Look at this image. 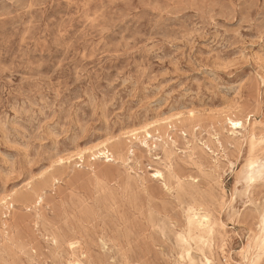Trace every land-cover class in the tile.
I'll return each instance as SVG.
<instances>
[{
	"label": "rangeland",
	"instance_id": "rangeland-1",
	"mask_svg": "<svg viewBox=\"0 0 264 264\" xmlns=\"http://www.w3.org/2000/svg\"><path fill=\"white\" fill-rule=\"evenodd\" d=\"M254 161L264 0H0V264H264Z\"/></svg>",
	"mask_w": 264,
	"mask_h": 264
},
{
	"label": "bare ground",
	"instance_id": "bare-ground-1",
	"mask_svg": "<svg viewBox=\"0 0 264 264\" xmlns=\"http://www.w3.org/2000/svg\"><path fill=\"white\" fill-rule=\"evenodd\" d=\"M251 118V116H250ZM147 125V124H146ZM232 125L237 129L239 127H243L242 123L240 121H232ZM250 126V124H249ZM240 129V128H239ZM244 129V128H243ZM200 133V132H199ZM186 135V134H185ZM242 136V135H241ZM185 138V137H184ZM256 136H253V139H255ZM186 141V138H185ZM256 143V140H254ZM174 143V142H173ZM188 143V141H187ZM94 144V143H93ZM174 145V144H173ZM205 145V144H204ZM166 146V145H165ZM156 149V148H155ZM177 149V148H176ZM210 149V148H209ZM154 151V150H153ZM211 152V151H210ZM151 156V155H150ZM98 157H102L106 160V162L109 163H115L116 159L114 158V155L108 150V149H103L102 151L99 152ZM97 157V158H98ZM217 157V156H216ZM96 159V158H94ZM130 160V159H129ZM69 162V161H68ZM239 162V161H238ZM51 166V165H50ZM140 166V164H139ZM131 167V166H130ZM237 169V168H236ZM264 169V164L259 163L258 161L251 162L249 167H248V173H247V180L252 182L258 178ZM134 171V170H133ZM157 176L162 177L161 172L156 173ZM227 182V181H226ZM225 187V185H224ZM177 195V194H176ZM230 202V201H229ZM34 207V206H33ZM29 211V210H28ZM39 211V210H38ZM188 220V219H187ZM189 225L194 228L196 231L200 232L203 238V235H213V224L212 220L209 216L208 213L203 212V213H196L191 216L189 219ZM230 227V226H229ZM190 229V228H189ZM186 231V230H185ZM250 232V231H249ZM7 233V232H6ZM248 237V236H247ZM3 239V238H2ZM188 242V241H187ZM261 250H264V223H263V229H262V238H261ZM225 260L227 262L231 261L230 256H226ZM244 260L247 264H256V262L251 261L248 257L247 254L244 255ZM74 264H82L81 262H75ZM206 264H211V261L209 259H206ZM238 264V263H237Z\"/></svg>",
	"mask_w": 264,
	"mask_h": 264
}]
</instances>
